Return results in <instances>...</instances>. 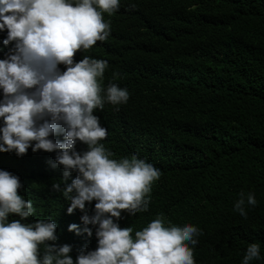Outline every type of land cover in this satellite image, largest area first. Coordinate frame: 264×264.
<instances>
[{
    "label": "trees",
    "instance_id": "obj_1",
    "mask_svg": "<svg viewBox=\"0 0 264 264\" xmlns=\"http://www.w3.org/2000/svg\"><path fill=\"white\" fill-rule=\"evenodd\" d=\"M103 17L108 38L74 55L106 60L102 88L116 83L129 92L126 103L95 110L107 128L100 143L112 159L135 156L159 170L148 210H122L119 225L134 236L158 215L189 222L202 232L192 246L196 264H241L252 242L261 259L251 264H264V0H121ZM5 35L0 58L11 47ZM54 162V152H0V169L16 174L33 202L29 219L54 220L55 243L72 245L75 259L82 247L95 249V229L91 237L68 231L71 223L84 227L83 213L68 214L69 201L52 190L63 171ZM241 192L257 200L247 218L234 210Z\"/></svg>",
    "mask_w": 264,
    "mask_h": 264
},
{
    "label": "clouds",
    "instance_id": "obj_2",
    "mask_svg": "<svg viewBox=\"0 0 264 264\" xmlns=\"http://www.w3.org/2000/svg\"><path fill=\"white\" fill-rule=\"evenodd\" d=\"M120 2L0 0L2 43L11 45L0 58V152L14 151L18 157L29 148L54 152L51 167L63 171L51 188L69 201L68 214L83 213L84 227L71 223L68 231L91 237L94 228L97 239L95 249L82 247L73 259L72 245L55 243L56 222L30 220L36 210L20 193L19 177L0 169V264H196L192 246L202 234L196 225L166 222L158 215L133 236L132 227L118 222L122 210L130 215L148 210L147 194L159 170L135 156L110 158L100 143L107 128L94 113L105 102L126 103L129 92L116 83L102 88L106 60L86 55L76 61L74 55L108 38L103 13L111 15ZM58 134L62 140L53 139ZM78 142L87 150L77 151ZM256 204L254 193L241 192L234 210L247 218V208ZM260 259L261 245L252 242L241 264Z\"/></svg>",
    "mask_w": 264,
    "mask_h": 264
}]
</instances>
